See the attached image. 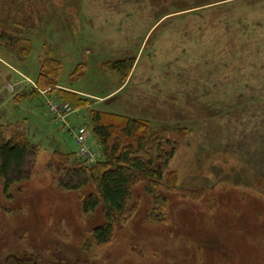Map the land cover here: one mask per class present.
Listing matches in <instances>:
<instances>
[{"label":"rangeland","instance_id":"374dc122","mask_svg":"<svg viewBox=\"0 0 264 264\" xmlns=\"http://www.w3.org/2000/svg\"><path fill=\"white\" fill-rule=\"evenodd\" d=\"M121 61L133 63L126 78L110 67ZM51 68L50 93L16 96L46 86ZM64 91L78 98L63 100L68 128L46 101ZM0 98V136L22 132L35 151L7 195L0 180V264H264V0H0ZM96 112L174 144L181 193L167 225L147 217L163 208L140 182L137 214L94 242L106 222L103 206L82 212L94 184L65 189L75 167L51 160L76 150L69 129L102 153Z\"/></svg>","mask_w":264,"mask_h":264},{"label":"trees","instance_id":"16d2710c","mask_svg":"<svg viewBox=\"0 0 264 264\" xmlns=\"http://www.w3.org/2000/svg\"><path fill=\"white\" fill-rule=\"evenodd\" d=\"M55 64L57 62L54 60L46 59L43 68ZM126 65L128 71L133 67L132 61L117 62L110 67L126 78L127 72H123ZM50 71L53 72L52 78H49L48 83L44 81L46 86H41L38 80L36 92H51L49 84H56L61 69L57 71L51 68ZM77 99L75 95L64 91L59 101ZM92 120V134L103 149L101 160L95 165H88L75 153H55L51 161L61 158L63 162L75 167L66 179V185H62L65 189L81 192L89 187L90 182L94 184L95 192L89 193L82 203V212L86 215L93 214L100 206L104 208L106 222L93 230L94 242L100 245L109 243L116 223L137 214L138 206L133 205L134 188L140 182L145 183V193L153 199V204L157 206L160 203L163 208L161 212H157L154 208L151 210V207L147 217L153 223L167 225L170 221L172 198L181 193L178 176L168 172L170 161L176 154L174 144L164 131H153L146 122L139 119L96 112L92 115ZM113 138L116 141H112L113 145L110 147ZM32 147L33 144L22 132H17L10 138L0 136V180L3 182L5 195L14 183L28 178L25 168L29 157L35 155Z\"/></svg>","mask_w":264,"mask_h":264},{"label":"built area","instance_id":"2783aa9c","mask_svg":"<svg viewBox=\"0 0 264 264\" xmlns=\"http://www.w3.org/2000/svg\"><path fill=\"white\" fill-rule=\"evenodd\" d=\"M13 91V88H9ZM50 113L59 121L66 122L68 116L72 113V108L68 104H49ZM76 142H77V151L81 158L87 161L88 164H95L99 158L100 154L98 151L93 149L87 142L86 133L84 131L79 132L76 135Z\"/></svg>","mask_w":264,"mask_h":264},{"label":"crops","instance_id":"0c3cea01","mask_svg":"<svg viewBox=\"0 0 264 264\" xmlns=\"http://www.w3.org/2000/svg\"><path fill=\"white\" fill-rule=\"evenodd\" d=\"M32 82V81H31ZM31 82H29V83H31ZM31 84H34L33 82L31 83ZM35 84H36V82H35ZM34 84V85H35ZM20 91V90H19ZM42 92V91H41ZM47 92L48 91H43L42 92V95L44 94L45 96L47 95ZM34 93H36L37 94V92L34 90L32 93H30V94H28L27 92H25V93H23V94H21V95H16L17 97H19V98H24V99H29V98H31V97H33V96H35L36 94H34ZM1 99V98H0ZM47 100H49L48 98H46V101ZM0 123H1V118H0ZM2 128H4V129H7V128H5V126H1ZM4 136V135H3ZM5 137V136H4ZM11 137V136H10ZM10 137H6V138H10Z\"/></svg>","mask_w":264,"mask_h":264},{"label":"flooded vegetation","instance_id":"af4514ba","mask_svg":"<svg viewBox=\"0 0 264 264\" xmlns=\"http://www.w3.org/2000/svg\"><path fill=\"white\" fill-rule=\"evenodd\" d=\"M23 257L22 258H19L18 256H9L6 260V264H9V262L12 260L14 261L16 264H26L25 262H23Z\"/></svg>","mask_w":264,"mask_h":264}]
</instances>
